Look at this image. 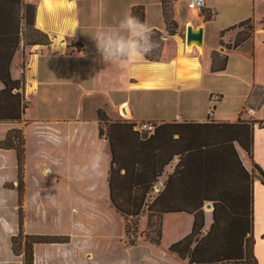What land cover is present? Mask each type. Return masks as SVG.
<instances>
[{"label": "crops", "instance_id": "0c3cea01", "mask_svg": "<svg viewBox=\"0 0 264 264\" xmlns=\"http://www.w3.org/2000/svg\"><path fill=\"white\" fill-rule=\"evenodd\" d=\"M189 1L174 0L177 28L171 35L162 0H25L36 6L35 23L37 8L43 6L46 29L41 31L51 43L25 48V97L32 104L21 123H0V140L13 128L25 134V233L70 237L67 243L36 244L35 264H82L84 256L105 250L115 214L122 217L110 198L112 151L108 137L100 135L98 108L111 120L158 123L151 155L155 163L158 155L171 160L150 193L151 201L180 162L177 150L209 139L202 124L251 125L253 160L234 145L251 174L254 253L258 264H264V184L252 175L253 161L264 171V0H205L214 14L211 20L189 9ZM137 5L145 9L156 47L133 64L103 62L90 35L116 25ZM189 24L203 27L201 47L184 42ZM77 42L82 50L74 52ZM21 54L11 64L14 78L21 76ZM215 95L218 100L212 101ZM88 98L93 108L84 117ZM171 122L191 125L181 129L184 133L160 125ZM97 148L105 154L98 175L85 170ZM12 182L17 183L16 152L0 149V264L23 263L12 249L19 231L18 193L5 187ZM168 218L180 225L170 245L189 233L193 218L165 214L164 236Z\"/></svg>", "mask_w": 264, "mask_h": 264}, {"label": "trees", "instance_id": "16d2710c", "mask_svg": "<svg viewBox=\"0 0 264 264\" xmlns=\"http://www.w3.org/2000/svg\"><path fill=\"white\" fill-rule=\"evenodd\" d=\"M171 1L162 0L163 14L167 27L177 28L173 5V10L168 11ZM35 11V5L25 0H0V123H21L32 104L25 97V48L51 43L48 35L35 27ZM199 14L204 20H211L214 15L206 8ZM131 15L145 22L142 5L134 6ZM169 31L173 35L176 30ZM79 45L77 42L72 51L82 50ZM20 50L22 72L19 78H14L11 64ZM92 101L91 98L84 100V117H89ZM96 115L101 125L106 126V129L100 127V135H106L111 146L110 198L124 219L126 245L135 246L139 238L145 237L159 248L164 237V215L184 213L193 218L191 229L167 249L182 263L258 264L252 235L251 174L246 171L234 145L236 142L253 160L251 125L244 122L202 124L207 128L205 133L209 139L193 140L191 145H184L186 149L177 150L180 162L165 181V188L151 201L150 193L171 160L158 155L155 163L151 155L153 140L160 129L156 127L158 123L149 121L155 124V129L140 132L136 122L111 120L103 109L98 108ZM160 125H172L184 133L181 129L191 124L171 122ZM25 144L23 129L13 128L0 140V149L15 150L17 157V183L5 184L18 193L19 231L12 237V249L15 255L23 256L22 264H35L36 244L67 243L69 238L24 231ZM252 173L264 184V171L254 161ZM208 203L212 205L211 210L206 209ZM143 216L147 217L144 225L140 223Z\"/></svg>", "mask_w": 264, "mask_h": 264}, {"label": "clouds", "instance_id": "9594fccd", "mask_svg": "<svg viewBox=\"0 0 264 264\" xmlns=\"http://www.w3.org/2000/svg\"><path fill=\"white\" fill-rule=\"evenodd\" d=\"M90 37L105 63L133 64L156 47L151 27L130 13H125L116 25L100 28ZM104 159V151L97 148L90 154L85 170L91 174L102 173Z\"/></svg>", "mask_w": 264, "mask_h": 264}, {"label": "rangeland", "instance_id": "374dc122", "mask_svg": "<svg viewBox=\"0 0 264 264\" xmlns=\"http://www.w3.org/2000/svg\"><path fill=\"white\" fill-rule=\"evenodd\" d=\"M39 3H40V0H38L37 4ZM173 4H174V0H172L168 4V7H170L168 9L169 12L173 10L172 7L174 8V6L171 7V5ZM174 17H175V13H174ZM168 29L176 30V27L169 26ZM185 37L183 39L184 42L186 40ZM92 108L93 107H90V112ZM121 115L124 116V113H121ZM104 127L105 125H103V128ZM24 214H25V211H24ZM185 218H186L185 224L187 225L189 223V220L187 219L189 218L187 217ZM140 223H143V222L140 221ZM144 224L145 223H143V225ZM185 224L184 225L182 224L183 226H181V230L185 228ZM123 225H124L123 218L119 216L118 214H115V221L113 224L111 236H109L106 242L107 244L103 245V248L105 250L97 251V252L95 251L92 255L90 254L87 257L84 256L86 260L84 261L82 258V264H184L181 262L178 256L169 253V251L167 250L169 246L168 244L169 242H171V238H173V236H175V234L178 233V227L180 226L178 225V223H176L175 220H173V218L167 219V229H166L167 233L164 236L163 242L159 248H157L154 245H151L148 241L145 240V237L139 238L135 246L126 245L124 242L127 240V237L126 235L123 237ZM142 228L144 230L146 229V227H142ZM63 236H67L69 238L68 242L70 241V237L68 235H63ZM83 240L84 239H82V241ZM84 245L86 244L82 242L81 246L84 247ZM88 246H96V245L91 243ZM107 248L108 250H106Z\"/></svg>", "mask_w": 264, "mask_h": 264}, {"label": "water", "instance_id": "95a60500", "mask_svg": "<svg viewBox=\"0 0 264 264\" xmlns=\"http://www.w3.org/2000/svg\"><path fill=\"white\" fill-rule=\"evenodd\" d=\"M35 27L39 30L46 29L45 13L41 4L37 8ZM203 32V27L195 28L193 25H188L186 28V44L188 46L197 45L201 47L203 45ZM211 207L210 203L206 205L208 209Z\"/></svg>", "mask_w": 264, "mask_h": 264}, {"label": "built area", "instance_id": "2783aa9c", "mask_svg": "<svg viewBox=\"0 0 264 264\" xmlns=\"http://www.w3.org/2000/svg\"><path fill=\"white\" fill-rule=\"evenodd\" d=\"M188 8L195 11H200L201 9L206 7L205 0H190L187 4ZM218 96L215 95L212 97V101H217ZM212 108H214V103L212 104ZM136 129L140 132L142 131H153L155 129V124L149 121H141L136 122Z\"/></svg>", "mask_w": 264, "mask_h": 264}, {"label": "bare ground", "instance_id": "6f19581e", "mask_svg": "<svg viewBox=\"0 0 264 264\" xmlns=\"http://www.w3.org/2000/svg\"><path fill=\"white\" fill-rule=\"evenodd\" d=\"M44 1H46V2H50L51 1L52 2V0H44Z\"/></svg>", "mask_w": 264, "mask_h": 264}]
</instances>
